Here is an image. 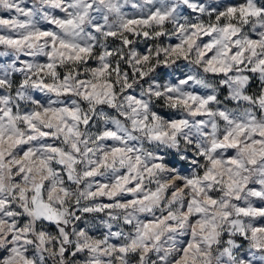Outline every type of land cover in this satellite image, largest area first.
Here are the masks:
<instances>
[{
	"label": "clouds",
	"instance_id": "clouds-1",
	"mask_svg": "<svg viewBox=\"0 0 264 264\" xmlns=\"http://www.w3.org/2000/svg\"><path fill=\"white\" fill-rule=\"evenodd\" d=\"M262 133L264 0H0V264H264Z\"/></svg>",
	"mask_w": 264,
	"mask_h": 264
},
{
	"label": "snow or ice",
	"instance_id": "snow-or-ice-1",
	"mask_svg": "<svg viewBox=\"0 0 264 264\" xmlns=\"http://www.w3.org/2000/svg\"><path fill=\"white\" fill-rule=\"evenodd\" d=\"M262 135H264V133H262ZM215 166V165H214ZM67 255V253H66ZM6 256V252H0V260L5 259ZM7 264H11V260L9 259V261L7 262Z\"/></svg>",
	"mask_w": 264,
	"mask_h": 264
}]
</instances>
